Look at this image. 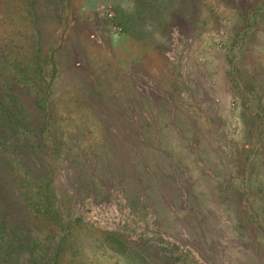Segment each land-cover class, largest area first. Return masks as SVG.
Listing matches in <instances>:
<instances>
[{
    "label": "rangeland",
    "instance_id": "1",
    "mask_svg": "<svg viewBox=\"0 0 264 264\" xmlns=\"http://www.w3.org/2000/svg\"><path fill=\"white\" fill-rule=\"evenodd\" d=\"M125 2L0 0V264H264V0Z\"/></svg>",
    "mask_w": 264,
    "mask_h": 264
},
{
    "label": "trees",
    "instance_id": "2",
    "mask_svg": "<svg viewBox=\"0 0 264 264\" xmlns=\"http://www.w3.org/2000/svg\"><path fill=\"white\" fill-rule=\"evenodd\" d=\"M14 46V45H12ZM39 48V49H38ZM42 48L41 47H30L29 48H24V49H19L18 50V54L20 56L27 57L28 56V61L29 62H35L39 64V57L42 55ZM11 50H13L11 48ZM23 51V52H20ZM4 134H2V132L0 131V137H2ZM2 167V164H0V168Z\"/></svg>",
    "mask_w": 264,
    "mask_h": 264
},
{
    "label": "clouds",
    "instance_id": "3",
    "mask_svg": "<svg viewBox=\"0 0 264 264\" xmlns=\"http://www.w3.org/2000/svg\"><path fill=\"white\" fill-rule=\"evenodd\" d=\"M121 7L124 8L126 11L131 12V11H134L135 4L132 3V2H127V0H126V2L121 5ZM144 30L145 31H152V25L151 24H146Z\"/></svg>",
    "mask_w": 264,
    "mask_h": 264
}]
</instances>
